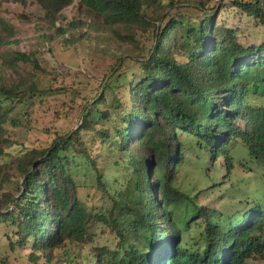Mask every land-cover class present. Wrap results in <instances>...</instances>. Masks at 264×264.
Masks as SVG:
<instances>
[{
	"label": "trees",
	"instance_id": "16d2710c",
	"mask_svg": "<svg viewBox=\"0 0 264 264\" xmlns=\"http://www.w3.org/2000/svg\"><path fill=\"white\" fill-rule=\"evenodd\" d=\"M7 1L0 0V143L12 144L9 126L22 125L13 111L35 104L44 89L21 68L41 66L18 47V28L2 14ZM34 1L51 39L84 27L81 36L93 33L112 48V66L86 99L78 127L49 147L0 161V191L19 179L18 192L0 198V262L29 250L23 256L31 264H81L69 246L91 242L97 224L114 232L116 244L96 247L86 264H246L264 256L263 205L228 225L213 222L204 205L181 225L172 208L188 197L175 184L186 160L184 136L212 162L223 157L233 166L230 150L242 140L264 163V103L252 97L264 96V38L246 43L219 20L235 9L264 27V0ZM76 1L75 19L57 26ZM110 165L125 168L113 188ZM83 184L103 192L106 205L90 207ZM199 220V239L185 243Z\"/></svg>",
	"mask_w": 264,
	"mask_h": 264
},
{
	"label": "rangeland",
	"instance_id": "374dc122",
	"mask_svg": "<svg viewBox=\"0 0 264 264\" xmlns=\"http://www.w3.org/2000/svg\"><path fill=\"white\" fill-rule=\"evenodd\" d=\"M3 16L17 26V39L22 51L33 53L41 69L31 65H21L26 73L34 74L43 95L36 96L35 104L27 108L16 106L13 115L22 124L21 127L9 126L11 143H0L5 153L0 156L2 163H10L24 149L46 148L52 145L59 135L67 134L81 123V111L86 99L93 97L99 90L102 77L112 64V48L105 44L100 36L89 34L81 36L86 28L72 29L64 36L50 38L49 30L42 21L45 13L34 0H8L2 4ZM77 1L63 10L66 19L58 22L69 25L76 17ZM239 29L240 38L246 43L259 42L264 38V27L247 16H241L235 9L222 11L219 20ZM123 89V88H122ZM122 90H119V94ZM258 103H264V96L253 95ZM256 100V99H255ZM186 160L181 166L175 184L188 194V197L172 205L174 216L182 225L193 217L201 206L212 210L213 222L228 225L231 220L249 213L255 204L264 206V163L253 156L248 147L239 140L231 148L233 166L227 165L224 158L212 162L209 156L199 149L194 140L186 138ZM124 167L110 165L106 172V181L112 188L116 179H121ZM19 179L12 178L0 191L17 193ZM80 196L89 201L96 211L106 205L104 193L95 185L83 184ZM204 222H193L184 234V242L193 244L200 237ZM95 236L91 242L81 246H72V257L81 264L92 260L96 247H114L116 236L104 225L94 226ZM0 231V250L5 239ZM29 250H22L18 259L11 254L10 264H31L25 256ZM65 254L63 249L56 251ZM66 256V255H65ZM0 264H2L0 262ZM246 264H264V256L248 257Z\"/></svg>",
	"mask_w": 264,
	"mask_h": 264
}]
</instances>
